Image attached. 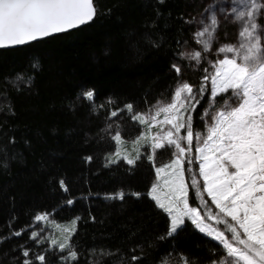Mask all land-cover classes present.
<instances>
[{
    "label": "trees",
    "instance_id": "1",
    "mask_svg": "<svg viewBox=\"0 0 264 264\" xmlns=\"http://www.w3.org/2000/svg\"><path fill=\"white\" fill-rule=\"evenodd\" d=\"M206 1L211 4L94 0L97 14L87 26L0 51V264H40L38 255L46 257L45 264H68L67 250L52 248L51 240L64 242L62 230L73 221L70 243L78 259L71 264H209L224 254L188 221L167 235L169 219L150 195L157 165L149 157L140 155L134 165L123 158L110 162L119 145L122 155L135 158L133 142L146 126L133 121L124 106L131 103L134 113H142L149 103L171 96L177 83L172 65L184 45L196 47L192 25L195 14L209 6ZM232 34L231 26L220 24L217 36ZM193 77L198 87L200 71ZM87 91H93V101L83 96ZM208 103L206 92L193 112V129L201 131ZM114 110L119 115L109 119ZM116 131L122 144L111 139ZM143 144L137 146L140 153ZM162 159L167 163L169 153ZM191 177L189 203L199 206ZM121 192L123 199L114 198ZM153 195L161 199L158 187ZM43 213L61 233L41 243L42 231L36 240L30 236L41 225L35 216ZM132 255L140 259L133 262Z\"/></svg>",
    "mask_w": 264,
    "mask_h": 264
},
{
    "label": "snow or ice",
    "instance_id": "2",
    "mask_svg": "<svg viewBox=\"0 0 264 264\" xmlns=\"http://www.w3.org/2000/svg\"><path fill=\"white\" fill-rule=\"evenodd\" d=\"M205 11L209 14L207 22L202 20L201 28L193 33L198 49L179 53L181 59L187 55L197 65L206 60L204 54L213 50L220 27L216 6L211 5ZM96 14L94 0H0V48L24 45L78 28L91 22ZM222 14L231 16L238 25L237 42L216 48V54L222 58L211 62V71L203 69L205 75L198 87L178 79L169 102H157L144 113H134L131 103L124 106L132 114L131 119L145 125L146 130L133 142L135 158L124 155L123 160L135 164L140 158L137 146L141 140H151L150 160L157 149H172L174 159L156 169L158 180L161 173L171 170L172 179L165 180L172 185L171 194L162 201L153 195L156 184L150 192L157 207L170 218L167 235L175 234L187 217L200 232L223 246L225 257L213 264H264V24L259 23L264 16V0H231L229 9ZM172 68L179 77L181 66L173 64ZM206 92L210 106L201 114L202 120L207 118L205 130L194 132L192 112ZM83 96L88 101L94 100L93 91ZM118 115L119 111H111L109 119ZM153 127L158 129L155 135H152ZM111 139L123 143L120 131ZM194 141L202 182L193 174L190 187L199 206L189 203V185L185 182V172H192L190 167L185 169V162L193 163ZM116 155H120L119 149ZM110 162L117 161L110 159ZM60 185L68 191L63 180ZM205 194L209 199H205ZM123 197L121 192L114 198ZM209 200L218 211L213 212ZM47 219V213L35 216L37 222ZM72 224L73 227L62 230L67 233L64 242L51 240L61 252L67 250L64 259L68 264L78 259L70 243L75 221ZM21 234V231L14 233ZM38 236V232L32 231L30 238L36 240ZM23 255L28 257L29 252L25 250ZM36 259L45 264L44 255ZM139 259L137 255L131 257L133 262ZM23 264L32 262L25 259ZM184 264H188L186 259Z\"/></svg>",
    "mask_w": 264,
    "mask_h": 264
},
{
    "label": "rangeland",
    "instance_id": "3",
    "mask_svg": "<svg viewBox=\"0 0 264 264\" xmlns=\"http://www.w3.org/2000/svg\"><path fill=\"white\" fill-rule=\"evenodd\" d=\"M210 2H211V4H209L207 1V3H208V5L209 6H211V5H215L216 6V9H217V18H218V20H219V22H220V24H221V26H223V25H225V24H228L229 26H231L232 27V29H233V34L229 37V38H227V36H225V35H220V36H217L216 37V41H215V43H214V45H213V50L211 51V52H209V53H207V54H204L205 55V57H206V60H202L201 61V63L199 64V65H197L196 64V62L195 61H192L191 59H190V57H188L187 55L185 56V58L184 59H181L180 58V56L178 57V64H181V63H183L184 65V67L185 68H187V69H182V72H181V74H180V76L179 77H177V74H176V78H177V81H178V79L179 80H182V81H187V82H189V79L188 78H193V80H194V82L192 81V82H189V83H191L192 85H196V82H195V80H196V77H193L194 75H195V72L196 71H200V75L201 76H203V75H205V73H204V71H203V69L204 68H209V71H211V62L212 61H214V60H216V59H219V58H222V56H218L217 54H216V48L218 47V46H221V45H223V44H226V43H236L237 42V34H238V25L237 24H235V23H233V20H232V17L231 16H226V15H224V14H222L223 12H224V10H226V9H229V7H230V5H231V0H209ZM201 5V4H200ZM208 6V7H209ZM207 6H205V8H203L202 10H201V12H200V14H198V15H196L195 14V17H196V20H195V22H197L195 25H192V30H193V33L197 30V29H199V28H201V21L202 20H204L205 22H207V17H208V13L205 11V9H207L208 8ZM264 18V17H263ZM194 22V23H195ZM198 45H196V47L195 48H191V47H189V46H186V45H184L183 46V49H182V52H184V53H189V52H191L193 49H198ZM177 84V83H176ZM176 86V85H175ZM174 86V87H175ZM210 87V86H209ZM174 89V88H173ZM172 93H173V90H172ZM171 96H172V94H171ZM171 96L168 98V99H157V100H155V101H153V102H151V103H149L148 105H147V107L145 108V110L142 112V113H144V112H148L150 109H152L153 108V106H155V105H157V102H162V103H167V102H169V100H170V98H171ZM208 98H209V93H208ZM219 98V97H218ZM209 103H208V106H207V108H209ZM192 115H193V112H192ZM160 118H162V117H160ZM159 119V118H158ZM207 118H205V120H206ZM205 120H202V119H200V121L202 122V125H201V133H203L204 132V130H205ZM198 128H199V126H196L195 128H194V132L195 131H199L198 130ZM145 130H146V127H145ZM144 129H142V132H144L145 131ZM157 127H153V129H152V135H155V133L157 132ZM141 134V133H140ZM140 136V135H139ZM138 136V137H139ZM142 141V143L144 142V144H143V148H142V151H141V153H140V155L142 156V155H144V156H147V157H149L150 155H153V153H152V149H151V140L150 139H148V140H141ZM116 144H117V142H116ZM117 145H119V144H117ZM124 145H119V147H116V150H115V153H113V157H114V159L115 160H117L118 161V159H121V158H123V156L124 155H122L123 154V150H124V147H123ZM146 147V148H145ZM118 149H120V155L119 156H117L116 155V153H117V150ZM195 149H196V142L194 141L193 142V150H192V160H193V163L191 164V165H188L186 162H185V169H187V168H191L192 169V172H185V182L187 183L188 181H187V175H193V174H197V179L198 180H201V182H202V178H200L199 176H198V168H199V163L197 162V160H196V151H195ZM140 151V150H139ZM164 151H165V153H169V156H170V160L166 163L163 159H162V157H163V153H164ZM172 149H169V148H164V149H157L156 150V152H155V154H154V159H152V160H150V161H152V162H154V163H156V168L155 169H157V168H162L164 165H166V164H169L170 162H171V160L172 159H174V157H173V155H172ZM171 172V170L170 169H168V170H166L165 172H163V173H161L160 174V177H159V180H158V178H157V172L155 171V178H157V181H156V184H157V187H158V189H159V193L160 194H162V196H161V200L163 201V200H165L166 199V197L168 196V195H170L171 194V190H172V185L171 184H166L165 183V180H171L172 178H171V176L169 175V173ZM188 184V183H187ZM205 199H209L208 197H207V195L205 194ZM209 205H210V207H212V209H213V211L214 212H216V211H218L216 208H215V206L214 205H211V202H210V200H209ZM158 208V207H157ZM159 209V208H158ZM160 211H162L161 209H160ZM163 212V211H162ZM166 214V213H165ZM167 215V214H166ZM168 217V216H167ZM49 216H48V219L47 220H45V221H40V222H37V221H35V219H34V221H35V224H41L40 226H38V225H34V230L36 231V232H41L42 231V233H40V236H39V238L41 239V243H43V241L45 240V238H46V236L48 235V234H50V236H52V235H54V234H57V235H60V233H61V231H60V228H58V227H53V226H58L59 224H55V223H53V221L52 220H49ZM168 219H169V226H170V218L168 217ZM230 219V218H229ZM185 221H188L190 224H192V222H191V220H189L187 217H185ZM210 223H214V222H210ZM193 225V224H192ZM195 226V225H194ZM51 227H52V229H51ZM183 227V226H182ZM181 227V228H182ZM196 227V226H195ZM217 227H220V228H223V225L222 226H220V225H218ZM181 228H179L178 230H177V232L181 229ZM197 230H198V232H199V234H201L202 236H204V237H206V238H208L209 240H211L214 244H217L218 245V247H219V250L220 251H224V254L223 255H221V254H219V255H217L216 257H214L213 259H212V261L209 263V264H213V262L214 261H219V260H221V259H223L224 257H225V255H226V253H225V250H224V248H223V246L217 241V240H215V239H213L211 236H208V235H206L205 233H202V232H200L199 231V229L198 228H196ZM176 232V233H177ZM64 233V232H63ZM74 233V232H73ZM73 233H71V234H73ZM176 233L175 234H173V235H171V236H174V235H176ZM52 248H56L58 251H60L59 250V248L58 247H56V246H53L52 245ZM61 252V251H60Z\"/></svg>",
    "mask_w": 264,
    "mask_h": 264
},
{
    "label": "water",
    "instance_id": "4",
    "mask_svg": "<svg viewBox=\"0 0 264 264\" xmlns=\"http://www.w3.org/2000/svg\"><path fill=\"white\" fill-rule=\"evenodd\" d=\"M92 21H93V20H92ZM92 21H91V22H92ZM91 22L86 23V24H84V25H81V26H79L78 28L71 29V30H69V31L63 32V33H58V34H53V35H50V36H47V37L38 38L37 40H35V41H30V42H28V43H26V44H24V45H17V46H10V47H5V48H0V51H9V50L21 49V48H24V47H26V46H28V45H31V44L39 43V42L45 41V40L50 39V38H54V37H58V36H62V35H65V34L71 33V32H73V31H76V30H78V29H80V28H83V27L87 26L88 24H90Z\"/></svg>",
    "mask_w": 264,
    "mask_h": 264
}]
</instances>
